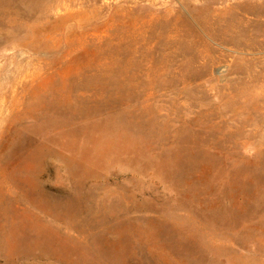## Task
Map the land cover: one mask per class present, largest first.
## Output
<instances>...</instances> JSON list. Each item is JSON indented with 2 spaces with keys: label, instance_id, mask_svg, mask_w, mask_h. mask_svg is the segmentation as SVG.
I'll return each instance as SVG.
<instances>
[{
  "label": "rangeland",
  "instance_id": "obj_1",
  "mask_svg": "<svg viewBox=\"0 0 264 264\" xmlns=\"http://www.w3.org/2000/svg\"><path fill=\"white\" fill-rule=\"evenodd\" d=\"M0 264H264V0H0Z\"/></svg>",
  "mask_w": 264,
  "mask_h": 264
}]
</instances>
